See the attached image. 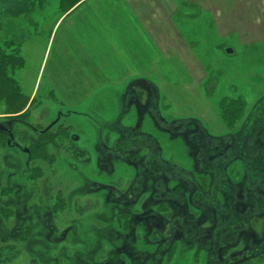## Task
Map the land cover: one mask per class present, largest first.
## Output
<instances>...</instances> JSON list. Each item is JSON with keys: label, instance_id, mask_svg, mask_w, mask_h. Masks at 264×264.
<instances>
[{"label": "rangeland", "instance_id": "374dc122", "mask_svg": "<svg viewBox=\"0 0 264 264\" xmlns=\"http://www.w3.org/2000/svg\"><path fill=\"white\" fill-rule=\"evenodd\" d=\"M84 1L0 16V264H264L260 5L137 0L122 51Z\"/></svg>", "mask_w": 264, "mask_h": 264}, {"label": "crops", "instance_id": "0c3cea01", "mask_svg": "<svg viewBox=\"0 0 264 264\" xmlns=\"http://www.w3.org/2000/svg\"><path fill=\"white\" fill-rule=\"evenodd\" d=\"M106 1L107 2L109 1L110 3H113L112 9H111L112 10L111 13L109 11L105 10V7H103V6H102V9L100 11H98L96 9L95 12L92 9L91 10H85V11L81 10L84 7V3L91 2L92 4L94 3L95 6H96V5L100 4V3H105ZM186 1L190 5H192L194 7H199V6L203 7V5L201 3H207V4L209 3V4H211L212 6L210 7V5H209L207 7V10H208V12L212 13L211 16H212L213 19H217L218 18L217 14H216V5H215L217 0H206V1L205 0H186ZM136 2H137V0H85L83 2V5L80 7L79 11H72V13L70 12L71 14H69V16H68L69 19H70V22H69L70 24L69 25L67 24L68 28L73 29V28L77 27V28H79V29H77L78 30L77 32H80V34H83V32H85L84 28H86V26L87 27L91 26L92 23H90V21L85 23L82 20H85V19L88 20L91 16H93L97 20V25L95 27L97 29V32L101 36L104 37L110 31H113L115 36H116V34L118 35V41H116V42L112 41L113 44H111V42H108V43L106 42L105 43L107 48L115 50L113 46H116L117 50L125 51L126 47H127V49H130V44H131V45H134L133 49H135V44L134 43H137L136 35H137V33L141 35L140 32L136 31L137 28H135V23H134V19L137 18L136 17V15H137V12H136L137 3ZM240 2L241 3H246L248 1L247 0H243V1L240 0ZM253 2H256L257 4H259L260 8L262 9V11H264V0H250V3H253ZM217 3H219V2H217ZM245 7H247V6H245ZM240 13L241 14H237L236 17H240V18L241 17H243V18L244 17H248V14H245V13L242 14L241 11H240ZM263 16H264V14L262 15V17ZM65 17H67V15ZM250 17H254V16H250ZM108 18L109 19L111 18L112 21L117 18L118 22H119L118 26L112 25V21H111V23H108L107 22ZM72 24H74L76 27L72 26ZM126 37H127V39H126ZM141 41H142V43L144 45L148 44L146 42V40L143 39V37H142ZM73 44H74V47H77V43H73ZM126 44L129 45V46H126ZM80 45H81V42H80ZM80 49H82L81 46H80ZM128 57H127V59H128ZM102 73L100 75L104 76V74H102ZM73 80H75V78ZM78 80H79L78 83H91V77H90L89 73H87V72H85L84 76L81 79L79 78L76 81H78ZM72 82H74V81H72ZM95 88H96V86H95ZM89 89H90V87H89ZM92 91H94V90H92ZM139 117H142L141 114H139Z\"/></svg>", "mask_w": 264, "mask_h": 264}, {"label": "trees", "instance_id": "16d2710c", "mask_svg": "<svg viewBox=\"0 0 264 264\" xmlns=\"http://www.w3.org/2000/svg\"><path fill=\"white\" fill-rule=\"evenodd\" d=\"M12 3H14L17 6V8H15V9L12 8V10H14V12H12L11 8L8 7V5L12 4ZM20 4L22 6L24 5V3L21 2V0H11V1L10 0H0V16L3 15L5 12L6 13H12L13 15H18L19 13H22L21 10H24V8H22V7L19 8L18 6H20ZM9 61H10V55L5 50H0V77L5 75L4 80L7 81L8 83H10L12 94H13V96H16V94H19V93H16V90L18 89V84H17V82H15L14 78L10 77V73H9L10 68H8L7 64H6V63H9ZM2 67H4V68H2ZM12 68H14V67H12ZM8 69H9V72H8ZM7 73H8V75L6 76ZM226 107L223 106V108H225V109H226ZM5 132H7V130ZM48 141L51 142V137L49 139H47L46 141H43V143H41V144L44 145ZM50 157H51V155H50Z\"/></svg>", "mask_w": 264, "mask_h": 264}, {"label": "water", "instance_id": "95a60500", "mask_svg": "<svg viewBox=\"0 0 264 264\" xmlns=\"http://www.w3.org/2000/svg\"><path fill=\"white\" fill-rule=\"evenodd\" d=\"M1 127V126H0ZM44 130H39V132L41 133V132H43Z\"/></svg>", "mask_w": 264, "mask_h": 264}]
</instances>
